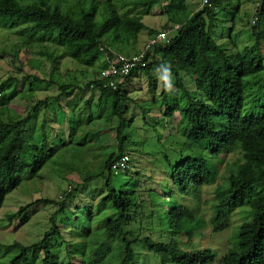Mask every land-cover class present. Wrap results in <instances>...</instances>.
<instances>
[{"label":"trees","instance_id":"obj_1","mask_svg":"<svg viewBox=\"0 0 264 264\" xmlns=\"http://www.w3.org/2000/svg\"><path fill=\"white\" fill-rule=\"evenodd\" d=\"M163 1L0 0V29L21 36L23 44L49 43L60 49L59 55L48 54L53 72L57 71L61 57L87 67L96 62L99 65L97 75L82 84L78 81H56L54 95L36 100L23 115L9 116L5 120L0 118V207L5 195L16 189L22 180L38 177V171L48 163H60L62 155L70 152L69 148L75 150L74 155L86 152L87 148L85 151L81 148L88 136L97 138L100 131L84 129L81 123L102 119L112 123L117 142L115 150L104 153L99 170L85 175L79 186L83 188L95 178L103 181L104 195L95 205L97 208L108 205L111 209L100 228L103 241L115 243L112 245L113 256L109 254V264H137L138 246L155 255L165 256L170 264H209L215 256L210 247L180 248L177 236L182 235L189 241L203 225L201 219L196 218L193 208L174 196L190 193L196 197L201 187L213 184L216 165L222 160L220 156L234 151L240 156L229 169L223 187L214 192L210 232L224 231L230 225L231 213L243 207L245 214L236 231H233L230 246L221 255L219 264H264V77L257 76L264 70L260 48L264 38V0H254L255 9L249 30L252 42L242 49H237L230 40L227 47L217 39H223V34L229 38L243 0H209V6L200 5L197 10L188 8L187 0ZM159 3H164L160 10L166 15L169 25L153 30L143 24L142 17L150 15ZM221 12L228 17L227 20H219ZM216 22H228L227 31L220 34L221 30L215 28ZM161 30L168 31V42L145 48L146 42ZM215 30L217 38L213 33ZM141 31H145L148 38L138 51L133 52L131 45ZM107 38L108 43H104ZM113 44H119L123 50H115L111 47ZM141 51L144 66L137 64L120 80L113 79L114 88L108 84L112 78H98L117 53L130 56ZM162 63L171 65L174 88L181 91L185 98L183 106L171 104L170 94L163 91L162 86L158 93L154 92L157 88L155 69ZM184 75L190 78L192 88L185 86ZM144 78L146 90L152 89V97L157 95L160 98V105L164 107L161 116L169 118L175 112L179 114L178 125L183 136L180 148L188 150V155L180 156L176 152L175 157L179 160L174 163L162 156L170 182L168 185L165 183L156 190L144 183L139 188L141 184L132 180V188L118 189L112 180L126 175L130 177L131 174L129 151L133 149L125 147L124 134L127 124L132 121L126 119L133 100L128 92L135 89L134 82L141 83ZM25 81L30 86L31 82H42V79L33 75ZM250 84L255 87L249 93V102L245 98L248 97ZM89 91L91 100L94 99L93 111L88 112L84 121L75 120L70 112L77 106L82 94ZM78 92L81 93L79 96ZM259 97L262 99L259 100ZM7 100L6 95L0 94V105ZM154 102L151 101L152 104ZM103 106L107 108L105 114L101 112ZM77 135L79 140H75ZM200 145L208 150L207 158L195 156ZM121 156L127 157V168L122 174H113L110 166ZM58 165L54 166L59 168ZM62 165L67 167L66 171L72 169L67 162H62ZM57 170L64 172L63 169ZM67 187L58 199L36 198L7 216L10 221L17 219V226L23 225L34 212L35 205L56 206L49 216L50 226L38 240L29 244L17 241L0 243V260H4L0 264H4V253L7 251H13L14 255L6 264H34L37 255H40V264H88L89 260L86 261L83 255L82 241L75 247V252L80 255L78 261L68 259L57 262L51 259L50 241L63 239L64 225L58 224L55 219L57 215L66 216L68 213L66 204L72 186ZM139 194L146 195L144 198L147 197V200L140 199ZM91 207L87 206L85 224L75 212L76 216L72 219L75 221L74 228L68 232L70 238L84 236L78 226H84L89 234L94 232L90 224L96 216ZM147 207L149 210L146 212ZM141 229L146 233H142ZM96 252L102 255L101 251ZM117 255L118 261L115 260ZM89 264L108 263L90 261Z\"/></svg>","mask_w":264,"mask_h":264},{"label":"rangeland","instance_id":"obj_2","mask_svg":"<svg viewBox=\"0 0 264 264\" xmlns=\"http://www.w3.org/2000/svg\"><path fill=\"white\" fill-rule=\"evenodd\" d=\"M187 3L189 5L188 8L195 10L200 8V0H187ZM163 4L164 3H159V5L154 6L150 15L142 17L144 25L151 27L153 30H159L161 26L169 25L166 20V15L160 10ZM254 7V0H243L238 10V15L235 16L233 21L234 27L230 32L229 38L223 34V39L218 38L217 42H221L229 47L230 44L228 41L230 40L235 44L237 49H242L245 44L251 43L252 39L249 35V30L251 27L250 21L252 20L253 11L255 9ZM218 18L219 20L228 19L222 12L219 13ZM228 27V22H216L215 26L216 29L221 30V33L219 32L220 34L227 31ZM215 31L213 33L215 38H217L218 33ZM144 35L145 31H141L139 39ZM108 41V38L104 39V43H108ZM260 45L264 63V38L261 40ZM112 46L115 50H123L119 44H113L111 47ZM132 46L133 45H131V47ZM129 49L130 45L127 50ZM48 54L59 55L60 49L54 48L49 43H37L32 45L26 42L23 44V38L21 36L15 34L13 31L0 29V84L10 79L0 87V94L6 95L8 99L5 104L0 105V118L5 120L9 116L23 115L27 108L35 103L36 100L54 95L57 87L56 81H78V84H82L88 79H91V77H95L99 71L98 62L92 67H87L77 64L69 58L61 57L58 59L57 71L53 72V70H51L52 63ZM33 75L42 79V82L33 81L30 86H28L26 81L23 82L24 79H29ZM257 76L264 77V70L260 71ZM183 78L185 86L188 89L192 88L193 84H191L190 78L187 75H184ZM134 85L135 89H130L128 92L133 100L129 105V112L126 114V119L132 121L127 124V128L124 130L126 136L125 147L133 149L129 151L131 156V179L128 180L130 177L126 175L124 177H115L112 181L116 183L113 184L116 188L123 190L129 187L132 188V180L141 184L139 188H142V186L145 185L144 183H147V185H149L148 187L156 189L165 183L167 185L170 184L165 172L167 170L165 169V161L162 156L165 155L169 162L174 163L176 160H179L175 157L176 152H178L180 156H186L188 155V150L185 151L184 148H180L183 136L180 134V127L178 125L179 114L175 112L172 117L169 118L161 116L164 107L160 105V98L157 95L154 98L152 97V89L150 91L146 90L145 78L141 83L134 82ZM160 87V82L157 80V88L154 90L155 94L159 92ZM254 87V85L250 84V88L247 89L248 97L245 98V100L249 101L251 98L249 93ZM80 94L79 92L77 93L78 96ZM169 97V102L171 104L174 103L180 106L185 104V98L181 91L175 88ZM260 99H262V97H259V100ZM153 100L156 102L152 104L151 101ZM146 102L147 104H145ZM93 103L94 99L91 100V92L83 93L77 102L76 109L72 111L70 116H75L77 112H80V115L83 117L85 115L87 116L88 112L93 111ZM148 107H150V109H148ZM142 110L146 111L141 113ZM106 111L107 108L103 106L101 111L102 114H105ZM82 116L80 117L82 118ZM90 125L91 129L93 128V130H98L100 132L97 138H93L91 135L88 136V140L83 145V149L81 148L82 151L86 148L88 149L86 152H83L84 154L77 155V153H75L74 155L75 150L73 151V149L69 148L70 152L66 153V155H62L60 163L57 162L53 165L48 163L44 165L38 171V177L22 180L16 189L5 195L0 207L1 244H7L12 241H17L21 244H29L38 240L41 233L50 226L49 216L56 209L55 205H35L33 208L34 212L30 213L29 219L23 225L17 226V219L10 221L7 216L16 211L19 206L33 199H58L62 191L67 188V185H70L72 186V193L66 204L68 206V213L65 214L66 216L63 214L57 215L55 219L58 224L62 223L64 225L62 231L63 239L57 238L50 241L51 259L57 262H66L68 259L78 261L80 255L75 252V247H78L79 243L82 241L84 254L81 253V255H85L86 261L89 260L87 262L88 264L90 261H106V263L109 264L108 258L110 255L113 256L112 245L115 243H105L102 239V230L100 228H102L104 217L111 213V209L108 205H99L98 208L97 205H95L98 199L104 195L103 181L101 178H95L90 180L83 188L79 185L85 175L94 174L99 170L100 160L105 155L104 153L114 151L117 142L114 138L112 123L108 124L102 119H93ZM83 128L86 129V127ZM75 140H79L78 135L75 137ZM195 154V156L202 158H207L209 155L208 150L204 146H201V148L199 147L198 153ZM239 156L240 154L234 151L228 152L224 156L221 155L220 158L222 160L218 164L213 159L217 164L214 182L209 186L201 187L198 193H196V197H192L190 193L183 194L182 196H174L175 199L180 200L181 203L187 207L193 208L196 218L201 219L203 225V228L189 241H186L184 236L178 235L177 239L180 240V248L188 250L194 247H210L214 250L215 256L209 264L220 263L221 255L225 249L230 246L233 231H236L237 225L242 221L243 215L245 214L243 207L234 210L230 215V225L224 231L219 233L210 232L209 218L212 213V204L215 202L214 192L223 187L229 169L232 168ZM62 162H67L72 169L66 171L67 167H64ZM209 162H211V160ZM54 165H58L59 168ZM57 169H63L64 172H57ZM133 171H137L138 173H132ZM144 196L146 195L139 194L140 199H143ZM144 200H147V197H145ZM158 201L159 198L157 197L156 204H158ZM88 205H92L91 210L95 211L96 219L90 224L94 232H90L89 234L84 226H78L77 228L80 234L84 236H73L70 238L68 232L69 230H73L75 224V221L73 222L72 219L77 215L80 216V220L84 221ZM147 210H149V207L145 208L146 212ZM85 222L86 220L83 223L85 224ZM141 232L146 233L143 229H141ZM68 238L69 240L67 244H65ZM74 244L76 245L73 246ZM97 250L101 251L102 255L97 253ZM136 254L137 264H170L165 256L155 255L139 246L136 247ZM4 255V264H6L7 260L14 255V252L7 251ZM118 258L117 255L115 260L118 261ZM39 259L40 255H37L34 264H40ZM0 261H4L3 258H1Z\"/></svg>","mask_w":264,"mask_h":264},{"label":"built area","instance_id":"obj_3","mask_svg":"<svg viewBox=\"0 0 264 264\" xmlns=\"http://www.w3.org/2000/svg\"><path fill=\"white\" fill-rule=\"evenodd\" d=\"M200 5L209 6V0H200ZM168 37V31H158L146 42L145 48H149L156 43H166L168 42ZM142 55L143 51L130 56L117 53L114 58L111 59V62L105 67V69L99 73L98 78H112L109 80L108 84L110 88H114L115 84L113 79L120 80L122 76L128 73L130 68L134 67L137 64L144 66ZM127 160L128 159L126 156H121L118 160L111 164L110 171L113 174H122L127 168Z\"/></svg>","mask_w":264,"mask_h":264},{"label":"clouds","instance_id":"obj_4","mask_svg":"<svg viewBox=\"0 0 264 264\" xmlns=\"http://www.w3.org/2000/svg\"><path fill=\"white\" fill-rule=\"evenodd\" d=\"M157 80L160 82L163 91L171 94L174 89V76L172 74L171 65L162 63L155 69Z\"/></svg>","mask_w":264,"mask_h":264},{"label":"crops","instance_id":"obj_5","mask_svg":"<svg viewBox=\"0 0 264 264\" xmlns=\"http://www.w3.org/2000/svg\"><path fill=\"white\" fill-rule=\"evenodd\" d=\"M151 28V27H150ZM141 39H139V34H138V36H137V39H136V41H135V43L133 44V48L131 49V51H138L141 47H142V45L144 44V42L146 41V39L148 38V35L145 33V35L144 36H142V37H140ZM74 109H76V107L75 108H73V110ZM72 112H70V114H71ZM88 114V113H87ZM75 116H76V118H75ZM75 116H73L74 118H75V120H82V121H84V118H85V116L83 117L82 115H80V112H77L76 113V115ZM80 116H82V118L80 117ZM80 117V118H79ZM81 121V122H82ZM90 123L91 122H89V123H87V124H83V123H81V125L83 126V127H86V129H91V125H90ZM93 129V128H92Z\"/></svg>","mask_w":264,"mask_h":264}]
</instances>
